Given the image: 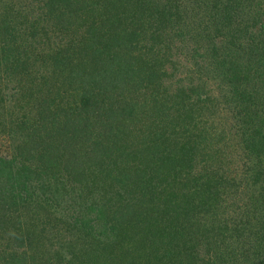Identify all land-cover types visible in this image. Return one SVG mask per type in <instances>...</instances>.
Returning a JSON list of instances; mask_svg holds the SVG:
<instances>
[{
	"label": "trees",
	"instance_id": "1",
	"mask_svg": "<svg viewBox=\"0 0 264 264\" xmlns=\"http://www.w3.org/2000/svg\"><path fill=\"white\" fill-rule=\"evenodd\" d=\"M0 264H264V0H0Z\"/></svg>",
	"mask_w": 264,
	"mask_h": 264
}]
</instances>
